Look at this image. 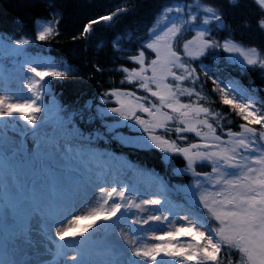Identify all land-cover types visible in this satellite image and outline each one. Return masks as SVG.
Segmentation results:
<instances>
[{
  "label": "snow or ice",
  "instance_id": "6c2138e0",
  "mask_svg": "<svg viewBox=\"0 0 264 264\" xmlns=\"http://www.w3.org/2000/svg\"><path fill=\"white\" fill-rule=\"evenodd\" d=\"M136 7L89 17L72 41ZM243 7L169 0L114 33L117 67L88 73L43 54L61 37L54 4L33 37L0 33V264H264V87L232 75L264 81V49L235 39L230 11L252 27ZM69 78L98 90L61 104ZM157 153L163 172L129 158Z\"/></svg>",
  "mask_w": 264,
  "mask_h": 264
},
{
  "label": "trees",
  "instance_id": "16d2710c",
  "mask_svg": "<svg viewBox=\"0 0 264 264\" xmlns=\"http://www.w3.org/2000/svg\"><path fill=\"white\" fill-rule=\"evenodd\" d=\"M118 1L126 0H0V33L10 35L27 34L33 37L37 22L51 19L49 4H54L56 10L60 11L63 19L61 22V37L57 40L43 45L47 51L43 54L70 62L74 70L81 73H88L90 63L98 60L107 69H113L118 63H113V57L109 54V41L116 32H130L138 23L147 24L161 5L168 0H137L136 11L127 18L122 17L118 26L113 28L97 27L92 39L87 43H74L72 34L77 33L81 25L87 22L89 17L107 12L118 5ZM127 2H132L127 0ZM243 4V14L251 21L252 27H244L243 22L238 18L241 10L235 9L229 12L230 23L235 32V39L245 46H254L264 49V32L256 28V13L258 6L251 0H240ZM153 3L156 6L153 7ZM134 39V36L132 37ZM103 42L104 47H98ZM42 42H37L41 44ZM127 44V40L124 41ZM246 86L264 87V81L259 77V70L249 71L241 75L233 72ZM105 85L115 80L119 86V75L105 74L101 77ZM125 87H130L125 85ZM209 89L211 84L209 82ZM98 90L96 82H87L80 78H69L56 82L53 88L56 100L61 104H71L77 99L91 98ZM238 122V118L233 117ZM156 155H142L129 157L134 163L140 161L148 167H155L158 172H163L164 165ZM177 166L180 164L176 162ZM178 178H173L176 182Z\"/></svg>",
  "mask_w": 264,
  "mask_h": 264
},
{
  "label": "flooded vegetation",
  "instance_id": "af4514ba",
  "mask_svg": "<svg viewBox=\"0 0 264 264\" xmlns=\"http://www.w3.org/2000/svg\"><path fill=\"white\" fill-rule=\"evenodd\" d=\"M132 2V4H136L137 3V0H130ZM126 2L125 1H118V5H124ZM129 3V6H131L130 2ZM156 6V3H153V7Z\"/></svg>",
  "mask_w": 264,
  "mask_h": 264
},
{
  "label": "rangeland",
  "instance_id": "374dc122",
  "mask_svg": "<svg viewBox=\"0 0 264 264\" xmlns=\"http://www.w3.org/2000/svg\"><path fill=\"white\" fill-rule=\"evenodd\" d=\"M37 26H38V23H36V27H35V29L37 28ZM188 38H191L190 36L188 37ZM26 91V90H25ZM159 154V153H158ZM159 155H162V154H159ZM180 165H179V167H183V164H182V162L181 161H177Z\"/></svg>",
  "mask_w": 264,
  "mask_h": 264
}]
</instances>
